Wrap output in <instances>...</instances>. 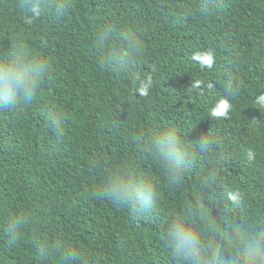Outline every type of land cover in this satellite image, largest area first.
Segmentation results:
<instances>
[{
	"label": "trees",
	"instance_id": "obj_1",
	"mask_svg": "<svg viewBox=\"0 0 264 264\" xmlns=\"http://www.w3.org/2000/svg\"><path fill=\"white\" fill-rule=\"evenodd\" d=\"M22 2L0 0V52L22 43L50 71L34 103L0 111V264H174L160 238L166 221L197 203L226 221L229 188L247 196L242 219L264 220V0H212L207 15L209 0H43L34 19ZM136 42L143 51L130 56ZM222 100L230 107L217 117ZM161 128L218 145L197 154L176 189L137 143ZM115 165L156 184L154 210L133 216L93 197ZM209 166L222 185L201 192Z\"/></svg>",
	"mask_w": 264,
	"mask_h": 264
},
{
	"label": "clouds",
	"instance_id": "obj_2",
	"mask_svg": "<svg viewBox=\"0 0 264 264\" xmlns=\"http://www.w3.org/2000/svg\"><path fill=\"white\" fill-rule=\"evenodd\" d=\"M206 3L201 15L212 8ZM66 5L55 9L59 13ZM20 9L26 18H36L45 10L43 0H23ZM143 49L139 42L129 50L131 55H140ZM117 61L126 63L127 57L114 53ZM203 63L211 67L214 56L204 55ZM50 71L49 60L38 50L14 42L0 52V111L14 110L19 106L34 103L40 88ZM227 100L218 102L213 110L217 117L227 114ZM52 126L59 129L61 117L49 118ZM137 143L151 155L164 173L170 189L183 184L185 174L196 163L197 154H207L218 147L210 137L201 135L189 145L176 131L161 128L140 137ZM222 185L219 170L209 166L203 170L198 182L201 192ZM93 197L107 200L115 207L126 209L133 216H143L154 210L160 202L156 184L132 166L115 165L101 175V182L92 191ZM225 201L230 215L226 221L213 219L203 204H187L183 211L172 215L165 223L160 238L174 264H264V220L242 219L247 207V196L242 190L225 189ZM23 217H17L8 225L10 243L19 239ZM79 253L73 252L72 259Z\"/></svg>",
	"mask_w": 264,
	"mask_h": 264
}]
</instances>
